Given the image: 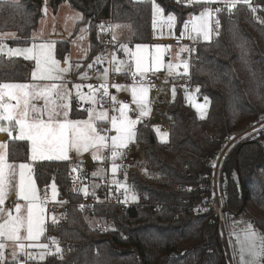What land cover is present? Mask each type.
Masks as SVG:
<instances>
[{
	"label": "trees",
	"instance_id": "trees-1",
	"mask_svg": "<svg viewBox=\"0 0 264 264\" xmlns=\"http://www.w3.org/2000/svg\"><path fill=\"white\" fill-rule=\"evenodd\" d=\"M67 1L83 14L78 22L88 25L90 54L87 62L103 51L98 30L106 21L126 25L123 30L130 44L148 43L152 21L151 3L144 0H50L54 9ZM165 14L177 16V31L202 5L175 0H156ZM264 5V0H256ZM43 0H20L19 7L0 4V32L15 31L16 42H28L42 17ZM220 14L221 25L210 42H200L192 78L200 93L210 101L206 118L197 116L181 90L169 104L170 139L157 138L152 123L139 122L136 142L144 151L148 166L164 175L147 180L134 172L129 184L135 192L161 207L137 205L127 214L113 206H97L92 211L76 207L79 192L65 160H44L35 164L40 188L54 181L64 202L63 219L47 223V234L59 240L61 254L48 255L32 264H229L221 229L215 213H196L194 205L202 190L212 183L213 165L233 132L253 124L264 114V10L254 16L244 6L230 15L227 7ZM244 45V50L240 45ZM70 50L68 41H59L56 55L63 60ZM21 58L0 56V83L24 81L29 72ZM71 116L81 118L85 111L73 102ZM29 159L28 141L10 139L8 160ZM86 177L90 178L89 175ZM226 219L247 213L264 236V131L256 140L240 143L228 156L222 174ZM87 218L112 225L101 231ZM11 262V260H8Z\"/></svg>",
	"mask_w": 264,
	"mask_h": 264
},
{
	"label": "snow or ice",
	"instance_id": "snow-or-ice-1",
	"mask_svg": "<svg viewBox=\"0 0 264 264\" xmlns=\"http://www.w3.org/2000/svg\"><path fill=\"white\" fill-rule=\"evenodd\" d=\"M179 3L180 0H177ZM20 0H0V4H8L11 6L19 7ZM187 5L199 4L203 5V10L199 15L191 16L189 21L183 22L184 31L181 32V37L185 35L189 39L196 40L202 37L205 41L211 39V34L215 31L219 35L220 20L215 19L212 27L213 17L216 13L222 11L221 8H211L209 5L216 3H224L231 12L237 4L244 3L249 6L252 12H256V8L251 6L250 0H186ZM153 15L154 17H163L165 9L156 0H152ZM47 9H45V13ZM68 19L82 20L80 14H75ZM264 23V21H261ZM167 27L171 30L175 28L177 23V16L169 14L166 17ZM155 25V21H154ZM104 29V26H100ZM126 25L110 26L105 31H115ZM190 28V30H189ZM84 29H81L83 32ZM15 33L0 34V53L4 51L7 45L4 40L9 37H15ZM84 37L81 36L80 39ZM35 40V35L33 36ZM116 39V36H113ZM120 47L125 52H131L128 49L127 43H122ZM170 47V46H168ZM242 53L244 45H240ZM147 45H136V51L131 52L135 58V69L132 73L133 78L139 73L143 80L144 74L152 69L160 70L162 65L163 46L156 45V53L151 56V68L149 67L150 53L146 52ZM55 42H41L39 44L33 43L31 47L25 48H8L7 55L23 56L25 60L35 61V71L32 73L33 79L49 80V81H62L64 74L69 71V67H61V62L56 59ZM188 51L186 48H180V52ZM101 57L96 58V63L101 61ZM116 62L114 71L121 72L120 67L125 62L117 61L115 55L111 57L110 63ZM65 64L68 63L67 58ZM183 67V73L178 75H189V64L187 60L181 61L179 64L169 63L167 65L169 74L172 73L174 68ZM79 67V65H77ZM93 65L89 64L88 68ZM108 69H105L102 74L103 83L99 88H93L88 85L90 95L87 97L89 101L94 104H102L105 102L104 97H109L110 102L114 105L113 110L118 111L119 115H112L110 118L106 111L96 113L93 109H88L89 118L86 120H72L69 119L70 104L69 101L71 92L65 84L52 83L44 88H38L32 84H12L0 83V133H8L9 137L18 141H29L31 143V159L36 160H66L69 158V151H75L77 154L87 152L94 149L99 152L101 148L106 147V141L109 139L101 132L108 131L98 127V124L104 122L111 123V130H114L115 135L110 137L111 140V156L113 160L112 172L115 174L119 165L115 160L119 153L117 149L126 148L128 143L133 141L136 132L135 125L139 122V117L149 114L151 109L148 107V87L141 84L139 87L133 86L131 88L132 102L136 105V109H130L127 103L118 102L115 96L109 93V85L107 84ZM82 79L89 78L87 72L83 73ZM101 78V77H98ZM79 89L80 85H73ZM117 90H127L124 86L114 84ZM186 87V86H185ZM102 89V92H101ZM199 93L200 89H195ZM101 92L99 99L95 93ZM173 98L175 97V88L172 89ZM81 100L85 97L79 92L77 93ZM5 96L9 101L15 100V104L5 102ZM54 97V98H53ZM44 100L42 107H38L33 101ZM188 102L196 108L200 114V118L204 119L207 113V108L210 104L208 97H204V103H197L195 95L188 93L186 95ZM119 103V108L115 105ZM132 111H139L137 119H131L127 113ZM63 117L62 119L60 117ZM46 117V118H45ZM3 121H8L9 126H4ZM18 129V134L12 136V132ZM156 131L159 133V129ZM167 133L161 135V140H167ZM8 144L0 142V264H27L28 261H43L48 255L61 254L63 250L59 247L58 241L52 237V244L56 245L55 252H52L47 243H28L24 241H39L46 232V210L44 202L47 200V193L43 197L40 196L36 182L32 176V167L27 163H20L18 166L7 162ZM97 159L102 157L95 156ZM18 171V182L16 181ZM7 170V171H6ZM75 171V169H74ZM95 175V174H94ZM124 187V185H121ZM52 196L55 198L57 195L56 185L53 183ZM127 191V188H125ZM85 195L87 191L85 190ZM12 200V206L6 207V201ZM132 199H136L135 195ZM23 201L24 203H20ZM64 203V202H61ZM83 209V205L80 206ZM51 222L53 225L58 223L55 216H52ZM239 239V237H238ZM8 242H12L13 251L10 253L12 260L9 262L5 256V249L8 247ZM38 248L41 251L36 254L27 249ZM23 254L26 259L21 262L19 256ZM264 257V236H261L256 230L253 229L251 223H248L244 229L243 240L240 241L239 259L240 264H261V258Z\"/></svg>",
	"mask_w": 264,
	"mask_h": 264
},
{
	"label": "rangeland",
	"instance_id": "rangeland-1",
	"mask_svg": "<svg viewBox=\"0 0 264 264\" xmlns=\"http://www.w3.org/2000/svg\"><path fill=\"white\" fill-rule=\"evenodd\" d=\"M175 1H177V0H175ZM180 2L186 3L185 0H180ZM156 3H158V2L156 1ZM61 4H62V6L58 11L57 9H54L51 6L50 0H43V5H42V14L43 15L39 21L38 27L32 33L30 40L28 42H24V43L16 42V40H18L19 37L15 31L0 32V34H3V33H15L16 34L15 37H9V38L4 40V43L7 45V47L4 49V51L2 53H0V56H5L7 58H12V57L21 58L26 64L31 63V62L35 63V61H33V60H25L23 58V56L9 57L7 55L8 48H25V47H31L33 43L39 44L41 42L53 41V42H55L54 53H55L56 59L61 62V67H69V71L64 74V79L62 81H49V80H41V79H35L34 80L32 77V73L35 71V64H34L33 67L29 68L28 75L24 81H21V82L20 81H17V82L9 81V82H3V83L32 84V85H36L38 88H44L46 86L51 85L52 83L65 84L67 86L68 90H70V92H71L70 100L65 101V102H68L70 104L69 116H68L69 119H71L70 118V112H71L70 110H72L71 104H72L74 99H76V102H78V103H80L82 101L83 103L90 104L88 109L91 108L96 113H99L100 111H106L108 113L109 118L112 115L118 116L119 112L113 110L114 105L111 108H103L101 105H100L101 107H99L98 104H94L87 99V97L91 94L89 91L88 85H92V82L98 78V77H95L93 70H92V72H90V68H88V65L89 64H92V65L96 64L97 65L99 63H95L96 59H95V62H91V63L86 61V59L88 58V56L90 54V41H89V27H88V25H81L78 29H76L78 22H80L81 20L73 21L72 19H68L69 17H72L75 14H80L83 17L82 12L73 8L67 1L62 2ZM216 4H218V3H216ZM151 6H152V2H151ZM209 6L211 7L212 5H209ZM203 7L204 6L202 5L201 9L198 12L190 15L188 18V21L191 19V16L199 15L200 12L203 10ZM45 9H47L46 13H45ZM152 15H153V7H152ZM153 17H154V15H153ZM166 17L167 16L164 13L163 17H154V19L155 20L164 19ZM212 27H213V25H212ZM81 29H84V31L81 32ZM104 29H106L105 26H104ZM104 29H102L100 27L98 30V32L103 36L107 33V31H105ZM117 32H118L117 29H115V31L113 32V34L116 36V39L122 40L119 38ZM214 34H215V31L212 32L211 39L209 41H205L202 37H200L199 39L203 42H210L212 40ZM34 35L36 37L35 40L33 39ZM81 36H83L84 38L80 39ZM59 41H68L70 43V50L65 55L63 60L59 59L56 55V45ZM123 43H125V42H123ZM102 44H103V42H102ZM141 44L147 45L148 48L146 49V52L151 54L149 56V67L150 68H151V56H154L156 53V48H155L156 45L163 46V56H162V65H161L160 70L156 71L155 69H152V70H150L144 74V77H145V75H148V74H153V75L157 76V78L159 79V82H160V89L157 92H152L149 85L143 84V86L148 87V89H149V91H148V107L151 109V111L149 112L148 115L143 116V117H139V122L151 119L152 111L155 109H157V111L161 112V114L163 116V117L159 118V121L161 123H165V122L170 121V116L167 114V112H165V109H166L167 105H169V103H171L175 99L178 90H181V92L183 93V97L188 104H190L188 102V100L186 99V95L188 93L195 95V99H196L197 103H204V97L205 96L201 95L200 91H199V93H197L195 91V89L198 86H196L191 91H186L183 87H180L179 85L176 84V82H178V78L181 76H184V75H178L177 74V73H183V67L182 66L179 68H174L172 73L169 74V70H168L167 65L169 63L176 65L182 61L181 56H182L183 52H180V48H182V47L186 48L185 46L173 45L170 43H153V42L141 43ZM136 45H138V44H134V46H133L134 50L132 51V46H130V43H127L128 49H130L131 52L136 51ZM168 46H170V47H168ZM103 50H107V51H105V52L101 51L99 53V55L97 56V57L102 58L101 62H100L101 63L100 66H103L102 67L103 70L101 69V67H98V69H101V74H103V71L105 69L109 70L108 71V78H109L110 72L117 73L119 76H118V79L115 80L114 84H118V85H121V86H124L125 88H127V90H123V89L117 90L115 87H110L109 89L111 90V88H112V90H113V92H111V96H115L116 100L118 102L127 103L129 105L130 109H136V105L132 102L131 88L133 86L139 87L142 83H136V82H134L128 78L125 79L124 77H122L123 71H121V72L114 71V68L116 66V62L114 61V62L110 63L111 57L113 55H115L117 61H124L125 62L123 65L120 66L122 68V70H123L124 66L128 63L126 65L127 69H129V70L132 69V72H135L136 71V69H135V58L131 55V52H125L123 49H122L123 55H120L117 51L112 52L104 44H103ZM66 58L68 60L67 64H65V62H64ZM130 59H131V61H129ZM104 61L106 62V64H104ZM77 65H79V67H77ZM104 65H106V66H104ZM97 66H99V65H97ZM190 70L191 69H190V64H189V74H190ZM85 72H87V75L89 78L82 79L81 76ZM101 74L99 75V77H101L99 79L101 81H103ZM138 75H140V74L138 73ZM73 85H80L81 87L79 89H76L75 87H73ZM173 88H175V97L174 98H173V92H172ZM78 92L85 97L84 100L80 99L79 95H77ZM95 95L98 99V95L96 93H95ZM4 99H5V102H7V103H11V104L16 103L15 100L9 101L7 96H5ZM33 103H36L38 107H42L44 104V100L43 99L36 100V101H33ZM119 106H120L119 103H117L115 105V108L118 109ZM209 106H210V104H209ZM209 106L207 108V113H206L205 118L208 115ZM191 107L194 109L197 116L200 118V114L196 110V108H194L192 105H191ZM81 109H84L83 106L81 107ZM0 111H2V109H0ZM127 115L131 119H137V117L139 116V111L138 110H136V111L130 110L127 113ZM60 118L62 119L63 117L61 116ZM88 118H89V113L87 111V115L84 118H80V119L74 118L72 120H86ZM2 123L6 127L9 126L8 121H3ZM136 125H135V127H136ZM98 127L108 130V131L101 132L102 135H106L107 137H109V139L106 141V147L101 148L99 152H96L94 149H90L89 151L83 152L81 154H77L75 151H69V153H68L69 158L66 160H69L73 164V168L75 169L77 176L78 175H82V176L89 175L93 180H95L97 183H99V181L107 175V171L105 169H103L101 165L103 162L106 161V158L109 157L111 160V164L109 165V172L111 174L112 180L114 182L118 183L120 186L124 185V187L121 186V188H123V189L128 188L129 179L134 172L139 173L142 177H144L147 180L154 181V180L164 179V175L162 174L161 171L156 170V169L148 166L146 155H145L144 151L142 150L141 146L136 142L135 138L133 141L128 143L126 148L117 149V152L119 153V155L117 156L115 163L119 165V168L117 169V172L115 174H113V172H112L113 160H112V156H111L112 149H111L110 137L115 135V132H114V130H111L110 120H109V122H104L102 124H98ZM157 128L159 129V133L156 131ZM154 129H155V132L157 134V138L161 142H167L169 140V138H170L169 131L162 130L161 127L158 125H154ZM164 133L168 134L166 141L161 140V135ZM5 134L8 135V133H5ZM17 134H18V129L14 130L12 132L13 137L16 136ZM10 139H12V138L9 137V135H8L7 139H3V136H1L0 142H4V143L8 144ZM28 143H29L30 149H29V159L27 161H20L17 163L9 162L8 154H7V162L14 164V165H17V166L20 163L30 164L32 167V176L36 182V186H37V189H38L40 196L43 197L45 195V192H46L47 198H49L51 202L55 203L56 205H60L61 200L59 199V190H58L57 184L54 181H52L45 188H40L39 185L37 184V181L35 179V172H34L35 164L40 162V161H44V160L32 161V159H31V143L29 141H28ZM131 147L133 149L132 159L127 164H122L121 161L123 160L124 153L127 151L128 148H131ZM95 156H99L102 158L97 159V158H95ZM89 159L94 161L95 167H94V169L88 171V169L85 168V165L88 163ZM53 160H55V159H53ZM118 160H120V161H118ZM122 170H123L124 176L122 178V181H120L118 177L120 174L119 172H121ZM18 171H19V169L17 167V176H16L17 182L19 179ZM53 183H55L56 191H57V195L55 196V198H53V196H52L51 185ZM80 190L85 192V190L87 191V187L86 186L81 187ZM19 202L24 203L23 201H19ZM5 206L11 207L12 206V200L9 199L8 201H6ZM43 206L45 207V210H46V213H45V215H46V229H47V223L51 222L52 216H55L57 218L58 223L63 219L64 214L60 215V214L54 213L53 215H49L47 212V209H46L47 207H46L45 203ZM87 219L89 221V224L92 226H96V225L98 226L99 224L104 223L102 221H97V220L92 219V218H87ZM248 223H251L253 226V229L256 230L261 236H263L262 232L257 228V226L255 224H253L250 216L245 212H240L236 215L228 216L224 231L221 230L222 238H223L225 248H226V255L229 259L230 264H231L230 255H231V259L233 261V264H240V259H239L240 241L243 240L244 229L246 228ZM56 225H54V226H56ZM52 237H54L59 243V240L56 237V235H54V234L47 235V230H46L44 236H42L39 241H24V243L25 244H28V243H47V244H49V248L51 249V251L55 252L56 245L52 244L51 239H50ZM238 237H239V239H238ZM13 247L14 246H13L12 242H8V247L5 249V256H6L7 260H12L10 253L13 251ZM27 251H31L33 253L38 254L41 250L38 248H32V249H27ZM24 258H26V257L23 254H21L19 256V259L21 262H23ZM261 264H264V257L261 258Z\"/></svg>",
	"mask_w": 264,
	"mask_h": 264
},
{
	"label": "built area",
	"instance_id": "built-area-1",
	"mask_svg": "<svg viewBox=\"0 0 264 264\" xmlns=\"http://www.w3.org/2000/svg\"><path fill=\"white\" fill-rule=\"evenodd\" d=\"M146 2L151 3L152 0H144ZM186 1V0H185ZM251 6L256 8V12H252L251 9L247 4L240 3L237 4V6L241 5L244 6L246 9V12L249 14H252L254 16H257L260 14L261 11L264 10V5L258 3L256 0H250ZM227 7L224 3H218V4H212L211 8L215 9L217 7L221 8L222 11L219 13H216L213 17V28H215L214 20L219 19L220 25H221V18L220 14L224 11V7ZM233 9L231 10V12ZM231 12L228 11L227 7V13L228 15L231 14ZM155 21V25H154ZM188 21V20H187ZM110 26H114V23L112 20L106 21L105 27L108 29ZM220 28V26H219ZM190 30V28H189ZM184 31V27L182 26L181 32ZM113 31H107V33L102 36L101 40L105 46L108 47L111 51L115 48L117 44L120 43L119 40L113 39ZM181 37V33H178L177 31V23L175 28L169 29L167 27L166 19H157L152 20L150 24V31H149V40L153 43H170L173 45H185L188 51H185L182 53L181 60H187L190 64V74L187 76H181L178 78V82H176L177 85L180 87H183L186 91L193 90L196 85L193 82L192 78V68L195 65L197 61V47L198 44L201 42L200 40H192L189 39L187 35H185L183 38ZM34 63H29V67H33ZM93 73L95 77H99L101 74V69H93ZM131 72V75L128 79L136 82V83H142L147 84L150 86L152 92H157L160 89V82L157 76L153 74L145 75L143 80L141 79L140 75H136L135 78H133ZM118 74L115 72H110L109 78L107 80V84L109 85V88L111 85H114L115 80L118 79ZM104 81H101L99 78L94 80L92 82V85L94 88H99L100 84ZM186 86V87H185ZM102 92V89H101ZM101 92H98V97H100ZM111 92H113L112 88L109 89V93L111 95ZM104 103L102 104L103 108H111L113 106L112 102H110L109 97H104ZM161 127L163 130L170 131V124H161ZM264 131V114L260 115V117L250 125H245L237 128L231 137H229L223 146V148L218 153V156L215 160V163L213 165V174L211 177L212 183L209 187H207L208 190H210V193L206 190H202L199 195V201L195 203L194 205V211L196 213H209L214 212L216 216L217 223L221 230L224 231L225 224H226V210L224 207V193L222 188V174H223V168L224 164L228 158V156L232 153V151L242 142L248 141V140H256L259 136V134ZM133 149H127V151L123 155V160L121 161L122 164H127L132 159ZM120 161V160H118ZM117 161V162H118ZM111 164L110 158H106V161L102 163V168L107 171V175L103 177L97 186H91L90 178L82 175L76 174V171L74 169L71 172V176L73 177V180L77 187H79V192H81L80 199L76 203V207L83 211H92L97 206H105L110 207L113 206L116 208L117 212L127 214L131 208L137 205H145V206H151L154 208L161 207L157 204H154V202L150 201L147 197H143L138 195L135 190L132 188V186L129 184L127 191L121 186L114 182L112 180L111 174L109 172V165ZM87 187V195H85V192L81 191V187ZM135 195L136 199H132V196ZM46 205V209L49 215H53L54 213L63 214V208L64 204L61 203L60 205H56L55 203L51 202L49 198L44 202ZM81 205H83V209H81ZM112 225L110 219H107L104 221V223L99 224L98 228L103 231L109 228ZM48 235V234H47ZM48 242V241H47ZM26 258H24L23 262ZM229 261V259H228ZM230 262L233 264V261L231 259L230 255ZM27 264H32V261H28ZM230 264V263H229Z\"/></svg>",
	"mask_w": 264,
	"mask_h": 264
},
{
	"label": "crops",
	"instance_id": "crops-1",
	"mask_svg": "<svg viewBox=\"0 0 264 264\" xmlns=\"http://www.w3.org/2000/svg\"><path fill=\"white\" fill-rule=\"evenodd\" d=\"M61 6H62V4H60L59 6H58V8H57V10L59 11V9L61 8ZM43 15V14H42ZM164 19H166V18H164ZM152 20H155L154 19V17H153V15H152ZM117 34H118V36H119V38L120 39H122V40H119L120 41V43L119 44H117L116 46H115V48L112 50V52H114V51H117L120 55H123V50H122V48L120 47V45L123 43V42H125V43H129L128 41H126L127 40V38L128 37H126L125 36V33H124V31L122 30H119V29H117ZM198 40H200L199 38H198ZM89 41H90V39H89ZM201 41V40H200ZM201 42H203V41H201ZM130 46H132V51L134 50V48H133V46H134V44H130ZM181 46H185V45H181ZM186 47V46H185ZM105 51H107V50H103L102 52H105ZM99 55V54H98ZM98 55H96L94 58H93V60L92 61H90V63L91 62H95V59H96V57L98 56ZM170 59V58H169ZM129 61H131V59L129 60ZM101 62V61H100ZM99 62V64H97V65H99V66H97L95 63V65H93V67L92 68H90V72H92V70L93 69H96V68H98V67H101V69L103 70V66H100L101 65V63ZM31 63H34V62H31ZM35 64V63H34ZM64 64V63H63ZM104 64H106V62L104 61ZM128 64V63H127ZM126 64V65H127ZM27 65H29V63L27 64ZM126 65L124 66V68H123V72H122V77H124L125 79L126 78H129L130 77V75H131V72H132V69H127V67H126ZM104 66H106V65H104ZM102 75V74H101ZM121 82V81H120ZM147 85V84H146ZM93 86V85H92ZM94 88V87H93ZM95 89V88H94ZM96 94L98 95V92H96ZM98 99H99V97H98ZM73 102H76V99H74L73 100ZM73 102H72V104H71V109H72V106H73ZM77 103V109L79 110V111H85V116L87 115V110H88V108H89V106H90V104H88V103H83L82 101L80 102V103H78V102H76ZM170 104V103H169ZM83 106V108L84 109H81V107ZM98 106L99 107H101L100 106V104H98ZM168 106L169 105H167V107H166V109H165V112H167V108H168ZM155 107V106H154ZM71 111V110H70ZM84 116V117H85ZM84 117H81V118H84ZM161 117H163L162 116V114H161V112H159V111H157V109H155V110H153L152 111V115H151V119H149V120H145V121H149V122H151L152 123V126H153V128H154V125H158V126H160L161 127V124H170V121H168V122H165V123H161L160 121H159V118H161ZM70 118L71 119H74L72 116H71V112H70ZM77 119H80V118H77ZM161 129H162V127H161ZM155 130V129H154ZM163 130V129H162ZM164 131H167V130H164ZM156 133V132H155ZM157 135V134H156ZM1 136H3V139H7L8 138V135L7 134H5V133H0V137ZM169 136H170V134H169ZM170 139V138H169ZM159 140V139H158ZM160 141V140H159ZM161 142V141H160ZM162 143H164V144H167V143H169V140L167 141V142H162ZM29 149H30V146H29ZM128 149H132V147L131 148H128ZM65 161H69V160H65ZM10 162V161H9ZM70 162V161H69ZM12 163H17V162H12ZM94 167H95V163H94V161L93 160H90L89 159V161H88V163L85 165V168L86 169H88V171L89 170H92V169H94ZM120 174H119V180L120 181H122V178H123V170L121 171V172H119ZM132 176V175H131ZM131 178V177H130ZM130 180V179H129ZM90 182H91V186H93L92 188H94V186H97L98 185V183L95 181V180H93L91 177H90ZM78 190H79V187H78Z\"/></svg>",
	"mask_w": 264,
	"mask_h": 264
}]
</instances>
